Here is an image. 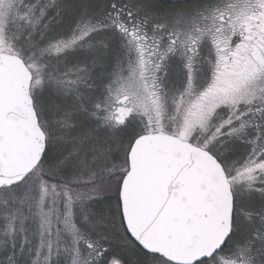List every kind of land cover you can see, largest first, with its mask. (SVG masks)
<instances>
[{
	"label": "snow or ice",
	"instance_id": "obj_1",
	"mask_svg": "<svg viewBox=\"0 0 264 264\" xmlns=\"http://www.w3.org/2000/svg\"><path fill=\"white\" fill-rule=\"evenodd\" d=\"M0 264H264V0H0Z\"/></svg>",
	"mask_w": 264,
	"mask_h": 264
}]
</instances>
